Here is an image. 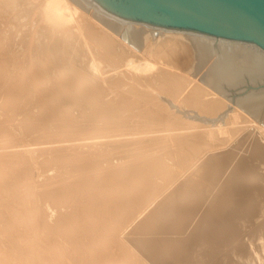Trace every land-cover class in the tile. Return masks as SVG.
I'll use <instances>...</instances> for the list:
<instances>
[{
	"label": "bare ground",
	"instance_id": "1",
	"mask_svg": "<svg viewBox=\"0 0 264 264\" xmlns=\"http://www.w3.org/2000/svg\"><path fill=\"white\" fill-rule=\"evenodd\" d=\"M152 20L159 23L152 24ZM139 21L152 27L137 24ZM169 21L182 26L189 24L121 8L104 0H0V40L5 34L8 40L5 46L0 41V62L3 61L0 98L6 85L12 84L11 94L0 102V150L5 149L0 151V185L6 186L5 192L14 197L11 202L2 201L5 192L0 186V242L7 236L16 243L13 245L22 246L29 239L24 244L29 247L27 262L141 264L130 246L114 235L115 229L121 224L129 227L141 214L153 211L152 207L166 191V185L159 180L166 179L173 185L177 173L165 161V153L180 152L186 166L189 164L187 172L204 156L245 135L250 143L246 158L255 155L258 163H245L242 169L246 176H256L251 177L250 184L264 182V149L257 142H264V85L259 84L264 83V48L247 39L234 38L233 42L222 40V36V41L215 45L217 34L211 37L209 33L207 36L203 31L191 30L188 34L187 29L179 34L182 32L179 28L156 25ZM19 41L25 55L20 56L22 66L17 63L18 68L16 65L14 69L5 55L11 52H7L10 44L13 47ZM5 51L8 54L3 55ZM12 73L11 81L7 76ZM249 82L255 85L252 90L232 96L234 89L242 90ZM16 94L29 98L28 103L23 101L27 103L23 105L24 112L23 107L17 109L26 113L23 124L34 129L20 140L19 133L15 136L7 126L20 116L16 102L21 97L15 98ZM172 111L194 116L186 123ZM198 113L202 119H196ZM98 119L121 125L115 128L90 125L86 129L81 124ZM174 122L178 124L172 125ZM20 131L25 134L27 130ZM23 147L31 150L27 152ZM87 147L93 149L89 151ZM244 147L247 148L246 143ZM115 149L124 156L111 154ZM90 153L99 154L95 162L87 164L82 159ZM37 157L48 162L58 159L71 162L83 172L69 182L55 183L46 178L35 183V172L40 167ZM194 182L197 183L196 178ZM22 191L26 194L20 196ZM27 194L35 200L44 198L42 195L54 196L58 201L70 197L77 204L82 201V205L79 214L63 215L53 222L56 212L50 204L37 211L41 214L28 212L31 205L22 202ZM176 196L164 197L162 201L175 205V209L184 207L200 215V207L205 203L203 191L181 195L182 198ZM253 196L261 200L264 188L235 198L244 215L254 211L257 204L264 206V198L256 203ZM217 204L218 211H222L223 207ZM225 208L231 210L228 203ZM231 211H224L222 216L230 219ZM194 220L193 232H180L174 222L170 226L172 232L169 229L161 240L148 236L147 251L160 263L167 259L182 260L195 237L218 236L222 229L232 234L236 228L232 219L217 227L198 217ZM38 222L42 224L36 226ZM22 225L26 229L19 231ZM144 227L141 222L139 229ZM41 229L52 235L37 237L36 230ZM59 230L65 235L61 240L90 242L85 247L64 251L67 258L61 256L53 262L50 259L58 255L55 252L51 256L47 247L60 243L55 237ZM24 234L28 236L25 238ZM79 234L81 237L77 239ZM162 247L166 248L159 251ZM125 250L129 261L115 263L119 252ZM0 252V264H4L3 248Z\"/></svg>",
	"mask_w": 264,
	"mask_h": 264
},
{
	"label": "rangeland",
	"instance_id": "2",
	"mask_svg": "<svg viewBox=\"0 0 264 264\" xmlns=\"http://www.w3.org/2000/svg\"><path fill=\"white\" fill-rule=\"evenodd\" d=\"M138 19L141 20L142 17H139ZM152 21H153V23L151 22L152 24L159 23V22H156L155 20H152ZM137 24L145 25V23L143 24L142 21H139V23ZM156 25H162V27L166 29H173V30H175L176 28H179L180 30L178 31H182V32H178L179 34H184L183 33L185 31L184 29H187L189 31L188 34H191L190 30L192 31V33L194 32L197 33V31L198 32L203 31V34L205 33V35H207L209 33V36L211 37L212 35L217 34L216 35L217 40L215 39L216 40L215 45H218V42L222 38H224L225 41L230 39L231 41L234 42V38L230 36L223 37V35L213 30L205 29L199 26L197 27L196 25L192 23H189L187 26H182L183 24L181 25V23L169 21L165 25L164 24H156ZM145 26H149V25H145ZM150 26L152 27V25ZM155 27L156 29L162 28L159 26H153V28ZM1 39L2 40L0 41L2 42V44L4 43V46H5L8 41L7 35L6 34L5 36L3 35ZM1 42H0V45H1ZM14 49L16 52L14 51ZM9 51H11L9 53V55L11 56L5 55V54H8L7 52ZM7 52L6 51L2 52V54L11 60V68L15 69L16 65L18 68V64L22 66L21 61H23L22 58L25 55V53H23L24 52L23 43L21 44L20 41L18 43L16 42L14 43L13 47L10 44V49ZM2 63L3 61L0 62V71L2 70L1 69V66H3ZM7 77L10 78L12 81L14 78V73L10 74V76H7ZM249 83H247L248 84L247 87L245 86V88H243L242 90L234 89L231 93L232 96L237 97L240 93H247L250 89L252 90L253 89L252 86H255V85H251L252 84L251 82ZM259 84L260 86L264 85V83H259ZM259 84H256V86H259ZM11 87H12V84L6 85L5 87L6 90L3 93L2 98H0L1 103L5 101V97L7 98V94H11L12 92ZM16 97L18 98L21 96L20 94H16L15 98ZM24 98L25 97L22 96L20 99L22 100V103L20 100H17L19 101L18 102L19 104L16 102V110L18 111V115H20L18 116L19 117L18 120H15L12 124L7 125L8 129H10L11 132H13L14 134L16 133L15 136L18 133L19 134L21 133L20 135L19 134L17 135L18 139L20 137L22 138L24 135L28 137L29 133L30 132L32 133L34 130L29 127H26L23 124L26 121V117H25L26 113L22 114V112H20L19 110H21L20 107H23L22 108L23 110L21 111L24 112L25 107L23 105L25 104V102L28 103L29 101L28 100L29 98H25V99ZM43 101L46 102V99ZM172 112H177V116L183 118L186 123L189 122V120H191L192 117L194 116V115L188 116L187 112H184V111H172ZM99 116L103 118L105 116L108 117L107 115H99ZM185 117H187L188 119H185ZM202 118L203 116L201 113H198L196 115V119H202ZM134 120L136 122V119ZM1 121H4V120H1ZM27 122L31 123V121H27ZM81 124L86 129H89L90 125L91 127H94V128L101 127V126L115 128V127H118L116 125H121L120 123H116V122L114 123L112 121L106 122L101 119H98L93 122H91L90 120H85V121H82ZM173 124H178V122H174L172 123V125ZM160 125L167 126V127L172 126V125H166L165 123H161ZM21 128L29 132L26 131L24 132L25 134H23L20 131L22 130ZM244 137L245 135H242L238 141H230L228 144L223 146L221 149L216 150L213 154L204 156L203 158L198 160L196 164L192 165V167H190L189 171L187 172H186V168L189 164H187L186 166V164L181 158L180 152L173 153V155H168L167 153L164 154L165 161L174 168L173 170L174 174L177 173V176L175 175V178L173 179V185H170L166 181V179H161V180L158 179L159 181L163 183V185H166L165 186L166 191H165L164 197H167V196L174 197L175 195H177L176 197L182 198L181 195L191 196L196 192L203 191L204 193L203 200H205V203H204L205 205L203 204L200 207V212H199L200 215H196L194 212H191L189 210H184V207L175 209V205L173 206L169 204V202H163L162 200L164 197H161L160 198L161 200L159 199V201H157V203L152 207L153 209L151 208L153 211L149 210L141 214L140 216L141 220L139 219L140 217L138 218L139 221L136 219L137 220L135 221L136 224L135 222H132L134 226H131L132 225L131 224L130 225L131 227L129 226L130 227L129 228V227H126L127 226L126 224L124 226L122 224L118 225L117 229H115L114 235L119 236L122 240H124V243L130 246V249H132L134 254L139 259H141V264H264V206L257 204L254 211L250 212V214L248 215H244L243 208H241L239 204L236 203V200H235V198L237 199L241 198L245 192L251 191L252 193H256L260 188L262 187L264 188V182L259 183V181H257V184H250L249 180L251 179V177H256V176H250V175L246 176L245 171L242 169V165L245 163L247 165L258 163L257 159H255V155H251L249 156V158H246L245 153L249 152L250 143H248L247 138H244ZM257 142L262 144L263 145L262 148L264 149V142L261 140H257ZM245 143H246L247 148L244 147ZM21 144H22V141H21ZM256 148L257 150L258 149L260 150V147H258L257 145H256ZM29 149L31 150V148H28V147L25 148L27 152L30 151ZM87 149L90 151L93 148L87 147ZM97 149L100 150L99 148ZM3 150L5 149H1L0 151H3ZM97 154L99 153H96V154L90 153L89 155H87V157H84V159L82 160H84V162H86L87 164L93 163L95 162L94 159L97 157ZM111 154H113L114 156L115 155L124 156V153L122 151H117L116 149L112 150ZM37 159L38 160L40 159L39 160L40 167L37 166V170L35 172V177H34L35 183L40 182V181L42 182L46 178H50V180H54L55 183L69 182V181H73L75 178L78 177V175H80L83 172V169L81 168L75 169V166H73L71 162H66L64 160L58 159V160H51L48 162L46 160L43 161V157H39V158L37 157ZM103 164H105V162ZM79 165H82L81 162H79ZM215 166H218V169H216ZM5 167L7 168L8 166H5ZM195 178L197 179V183L194 182ZM0 186H2V189L5 192L6 186H4L3 184ZM22 188L23 186L19 187L20 190ZM228 189L230 190V196H229ZM24 194H26V191H22L20 196ZM4 195L5 196H2V201L10 200L11 202L12 200H14V197L11 198L10 197L11 194H9L8 192H5ZM42 196L44 198H40L37 200H35L34 197L31 196L30 194H27V196L24 197V201L22 202L24 203L25 206L31 205V207L28 209V212H31L32 215L41 214L39 213L41 211L40 208L43 206H47L49 204L50 206H52V211L56 212L55 218H54L55 220L53 222L60 220L61 216L63 215H68L69 217L71 216L72 213L79 214L77 212L80 210V205H82V201H79L77 204V200L70 199V197L65 198L63 201H58L57 199L54 198V196H51V195H42ZM262 198H264V196ZM262 198L260 200L259 197H256V196L252 197L253 200L255 199L256 203H261L263 201ZM218 202L221 205V207H223L221 208L222 211H218V204H217ZM230 202H233L234 204L232 205ZM227 203L229 204V207L231 208L232 211L230 209H227L228 207L225 208V205ZM159 205H160V208H159ZM224 211H226L227 213L231 211L230 219H232L234 224L236 225L235 232L232 234L225 233L226 230L222 229V233L218 236H210L209 234H202L198 237H195L194 240L190 243V246H188V248L186 249L185 257H184L185 259L184 258L182 260L178 258L167 259L166 261H163V263L162 262L160 263L157 257L155 258V256L152 255V253L147 251L146 245L150 243L149 240H147V237L148 236L152 238L157 237L161 240L163 238L162 236H165L167 234V231L170 229V226L174 224V222L177 223L180 229V232H186V233H188V231L193 232V230H195L196 222L194 219L197 217L200 221L203 220L205 224H209L211 225V227H217L219 224L223 222L227 223L228 221H230V219H228L227 216L225 218L222 216V213ZM138 212L139 211H137L133 215H136ZM48 213H51L50 209H48ZM149 216L152 218H149V219L146 218L148 220H145L144 217H149ZM138 222L139 224L137 226ZM141 222L143 225H145V227L142 229H139ZM41 224H42L41 222H38L36 226H40ZM135 226H137V228ZM134 228L136 229L135 230L136 232L134 231ZM25 229H26V225L25 226L22 225L21 230L19 231H22ZM169 232H172L171 229L169 230ZM42 234L45 235V237L52 235L47 230H42V229L36 230L37 237H40ZM128 235L129 237H127ZM23 236L26 238L28 235L24 234ZM64 236L65 235L60 231V232H56L55 237L61 240L65 238ZM0 237L2 238V236ZM80 237L81 235L79 234L76 238L79 239ZM4 239H5L4 240L5 242L4 241L2 243L0 242V246L3 248V252H5V253L2 252V254H3V259L6 256L5 260L7 264H12V263L21 264L22 261L24 262L22 264H25L28 259L27 249L29 250V247L24 246V244H26L27 241L29 242V239L26 240L22 246L13 245L16 243H13L12 240L9 241V238L7 236H5ZM6 241L7 242L9 241L10 245L12 243L13 244L10 246ZM89 242H90L89 240H81V239L79 242H76V239L75 241L70 240V239H64V240H61L60 243H56L52 246H49V243H47L46 246H49L47 248H49L51 252V256L54 255L55 252L57 253L58 255L57 257L50 259V260H53V262L54 261L57 262V258L61 256L67 258V256L64 255L63 253L64 251H68L71 248H75V247L79 249L80 246L85 247ZM1 247H0V251L2 250ZM165 248L166 247L159 248V251H162ZM0 258H2L1 252H0ZM21 258H22V261H21ZM127 259H128V253L125 250V251L119 252L118 257L115 259L116 260L115 263H118V262L123 263ZM42 261H47V260L44 259ZM6 262H4V264ZM72 263L76 264L75 262H72ZM26 264H37V262L29 261ZM41 264H44V263L41 262Z\"/></svg>",
	"mask_w": 264,
	"mask_h": 264
},
{
	"label": "water",
	"instance_id": "3",
	"mask_svg": "<svg viewBox=\"0 0 264 264\" xmlns=\"http://www.w3.org/2000/svg\"><path fill=\"white\" fill-rule=\"evenodd\" d=\"M160 19L192 23L264 48V0H104Z\"/></svg>",
	"mask_w": 264,
	"mask_h": 264
}]
</instances>
